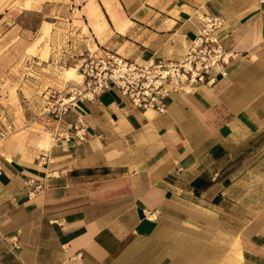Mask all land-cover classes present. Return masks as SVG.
<instances>
[{"label":"crops","instance_id":"obj_1","mask_svg":"<svg viewBox=\"0 0 264 264\" xmlns=\"http://www.w3.org/2000/svg\"><path fill=\"white\" fill-rule=\"evenodd\" d=\"M77 10L96 46L136 65L179 61L210 17L235 58L162 113L115 88L76 100L82 142L27 156L2 141L0 264H264V0Z\"/></svg>","mask_w":264,"mask_h":264},{"label":"rangeland","instance_id":"obj_2","mask_svg":"<svg viewBox=\"0 0 264 264\" xmlns=\"http://www.w3.org/2000/svg\"><path fill=\"white\" fill-rule=\"evenodd\" d=\"M79 2L0 0V143L24 155L63 141L72 104L87 95L84 60L104 49L82 24Z\"/></svg>","mask_w":264,"mask_h":264},{"label":"built area","instance_id":"obj_3","mask_svg":"<svg viewBox=\"0 0 264 264\" xmlns=\"http://www.w3.org/2000/svg\"><path fill=\"white\" fill-rule=\"evenodd\" d=\"M221 27L220 18L205 19L199 34L177 62L149 61L136 65L105 49L88 55L82 70L86 81L85 98L93 100L101 93L115 88L142 111L164 112L167 99L174 95L188 94L198 85L212 84L214 75L220 74L230 60L235 58V54L226 52L220 44L217 32ZM67 112L66 107L60 114L66 115ZM80 113L72 121L63 123L58 140H85L86 125Z\"/></svg>","mask_w":264,"mask_h":264},{"label":"bare ground","instance_id":"obj_4","mask_svg":"<svg viewBox=\"0 0 264 264\" xmlns=\"http://www.w3.org/2000/svg\"><path fill=\"white\" fill-rule=\"evenodd\" d=\"M69 72H71V73L74 72V69H69V70H68V73H69ZM68 75H69V74H68ZM69 76H70V75H69Z\"/></svg>","mask_w":264,"mask_h":264}]
</instances>
